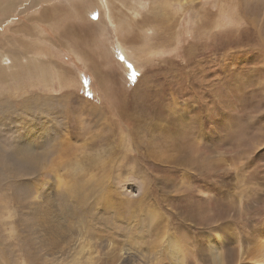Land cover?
<instances>
[{"label":"rangeland","instance_id":"374dc122","mask_svg":"<svg viewBox=\"0 0 264 264\" xmlns=\"http://www.w3.org/2000/svg\"><path fill=\"white\" fill-rule=\"evenodd\" d=\"M0 107L22 136L44 141L37 120L67 131L38 166L0 155V264H121L120 248L134 264H178L176 251L257 263L245 252L264 238V0H0ZM2 126L0 144L19 136ZM57 177L78 182L101 238L81 227L79 253L53 260L20 209L62 197Z\"/></svg>","mask_w":264,"mask_h":264},{"label":"bare ground","instance_id":"6f19581e","mask_svg":"<svg viewBox=\"0 0 264 264\" xmlns=\"http://www.w3.org/2000/svg\"><path fill=\"white\" fill-rule=\"evenodd\" d=\"M164 2V1H163ZM137 4V3H136ZM132 10V9H131ZM151 16V15H149ZM148 16V17H149ZM154 17V16H153ZM157 17V15H156ZM120 20V19H119ZM146 20H150L149 18H146ZM146 23V22H144ZM139 25V23H138ZM149 26V25H148ZM141 58V57H140ZM138 60V59H137ZM144 60V59H143ZM142 75V74H141ZM235 85V84H234ZM3 99V98H2ZM7 100V99H6ZM5 103V102H4ZM2 103V104H4ZM7 105V104H6ZM2 106V105H1ZM2 107H5L2 106ZM1 108V107H0ZM6 108V107H5ZM73 108V106L71 107ZM28 109V108H27ZM75 109V108H74ZM48 111V110H47ZM46 111V113H47ZM45 113V111H44ZM16 114V113H14ZM17 115V114H16ZM27 115V114H26ZM49 115V114H48ZM34 116V115H33ZM44 116V115H43ZM2 117V116H1ZM17 117V116H16ZM51 118V117H50ZM17 119V118H16ZM46 119V116H45ZM50 120V119H49ZM62 121V120H61ZM67 121V120H66ZM69 122V121H68ZM2 124V122H0ZM25 123V122H24ZM37 123L41 124H36L34 127H37V135L40 136H44V141L43 140H39L36 141L35 138L33 137V134L30 132H27L25 135L28 136H22L21 132L18 133L16 132L18 130L19 127H21L22 122L20 121H15V120H9L7 119V121H5L3 123V126H5L6 128L3 129L4 133H17L19 136H17L15 134L12 135V141H11V136H8V138H10V141H8V144L4 143V138H2V143L0 144V155L3 153H8L12 158H14L17 161H21V163L24 165V167H29L31 165L33 166H38L39 163V159L40 158H44L46 157V155L50 152H53L54 150H56L57 156H59L62 152H64L66 150L63 149V145L66 143V135H67V131L66 129L62 130L58 127H54V125L52 127L46 128L47 126L45 125V121H39L37 120ZM52 123V121H51ZM50 123V124H51ZM60 123V122H59ZM58 123V124H59ZM10 124L12 126H10ZM49 124V123H48ZM53 124V123H52ZM65 125V123H64ZM2 126V125H0ZM2 126V127H3ZM57 126V125H56ZM72 124H70L69 127H71ZM62 127H64L62 125ZM65 128V127H64ZM74 128V127H73ZM39 129H41V132H39ZM69 129V128H68ZM67 129V130H68ZM72 129V127H71ZM2 130V129H1ZM27 130V129H26ZM73 130V129H72ZM28 131V130H27ZM32 132V131H31ZM72 133L71 130H69V133ZM29 133V134H28ZM4 135V134H3ZM2 135V136H3ZM20 135L22 136V140L21 142L17 143L16 138L20 137ZM46 135V137H45ZM30 139V141H29ZM24 141V142H23ZM46 144V145H45ZM48 145V146H47ZM5 146H8L10 149L8 150L7 148H5ZM65 146V145H64ZM54 154V153H53ZM10 157V158H11ZM32 166V167H33ZM0 169H2V166H0ZM14 170V169H13ZM48 170V169H47ZM50 171V170H49ZM49 173V172H48ZM12 174V173H11ZM40 174V173H39ZM5 176H10V175H5ZM12 177H15L14 175H11ZM54 176V175H53ZM81 176V175H80ZM37 181V180H36ZM69 182V181H68ZM68 182H63L62 179L59 177H57L56 182H55V189L58 188H64V190L66 192H64V195L61 197L59 194H57L56 196L52 197V195L50 194L51 191L46 192L43 196L42 199H40L39 201H37L39 203V205L36 207L37 209H32L30 208V206L28 204L26 205H22L24 206V208L20 209L21 212H23L24 214H26V222L24 223L23 221V226L21 224V226L28 232V233H40V238L39 241L41 243H43L44 248L46 250V252H48L53 258V260H58V258H60L59 256L62 255H73L74 253H79V247H80V239H82V237H85L83 235V233L81 232L82 230H85L84 232L89 233V238L98 235L96 230L92 227L93 224H96L97 221H94L93 217V212L90 213L89 210H84L82 209V204L85 203L86 200V196L83 195L81 197H79L77 195L76 190H72V185H78V182H74V183H68ZM32 184V182H31ZM29 185V184H28ZM53 185V184H52ZM79 186V185H78ZM48 187V186H47ZM50 188V187H49ZM51 189V188H50ZM49 189V190H50ZM100 190V189H99ZM97 190V192L99 191ZM26 191V190H25ZM27 192V191H26ZM35 199H39V188L35 187ZM64 196H65V200H64ZM107 196L104 194H102V199L104 201H107ZM93 200V199H92ZM91 200V201H92ZM90 201V200H89ZM94 201V200H93ZM103 201V202H104ZM7 202V201H6ZM23 202V201H22ZM57 202V203H56ZM29 203V202H28ZM55 204H59L58 210L60 208V211L63 210L62 214L64 213L67 217L66 220L69 219L70 220H74L75 223L77 222L78 224V230L76 231L78 234H75L76 232H69L66 233L61 226V223H59V218H58V213L56 214V208H55ZM94 204V203H93ZM92 204V205H93ZM31 205V204H30ZM91 205V206H92ZM61 206V207H60ZM95 206V205H94ZM54 207V208H53ZM62 208V209H61ZM94 208V207H93ZM59 211V212H60ZM94 211V209H93ZM6 212H9L8 207L5 204H0V216H2L3 218L5 216H9L8 214H6ZM97 212V211H96ZM6 214V215H4ZM60 214V213H59ZM98 214V213H97ZM33 215H34V219H33ZM64 215V216H65ZM29 216L31 218V220H29ZM98 216V215H97ZM11 217V216H10ZM7 218V217H6ZM9 218V217H8ZM7 218V219H8ZM18 221V220H17ZM65 223V222H63ZM74 223V222H73ZM85 223V226L84 225ZM19 224V223H18ZM20 225V224H19ZM73 225V224H72ZM83 227L82 230H80V228ZM24 230V231H25ZM16 231L13 228L9 231V237L12 235V232ZM33 231V232H32ZM256 231V230H255ZM257 232V231H256ZM258 233V232H257ZM24 235V234H22ZM223 235V234H222ZM222 235L221 238H224ZM31 236V234L29 235ZM91 236V237H90ZM103 236V235H102ZM225 236V235H224ZM24 237V236H23ZM35 237V236H34ZM99 239L101 237H99V235L97 236ZM253 238V237H252ZM13 239V238H12ZM25 240V238H23ZM21 238L20 243H16L15 245H17L18 249L21 251H25V245H24V240ZM27 239H28V235H27ZM32 239V238H29ZM92 240V239H91ZM97 240V239H96ZM211 239H208L207 241H210ZM10 242V241H9ZM0 243H1V238H0ZM14 242H12L11 244H13ZM84 243V241H83ZM10 244V243H9ZM10 244V245H11ZM38 244V243H37ZM1 245V244H0ZM6 245V244H5ZM84 246V245H83ZM240 245L237 244L234 247V250H231V254L235 251V248H237L236 250H238V253L240 254ZM1 247V246H0ZM4 248L3 249V253H6L7 250L5 249V246H2ZM41 247V246H40ZM178 247H180V244L178 243ZM209 247V246H208ZM213 247L210 246V249H212ZM41 250H43L42 248H40ZM219 249V247H218ZM247 251L245 252L246 255H249L251 258L253 259L254 264H264V238H259L257 235L255 236V238H253V240L251 241V243L248 244V246L246 247ZM12 251V250H11ZM15 251V250H14ZM119 251L121 252L120 254V261H122L123 264H134L135 262H132V259L130 257V253L129 250H121V248L119 249ZM218 251V250H217ZM173 253V252H172ZM85 255H88L85 253ZM123 255L124 258H122L121 256ZM219 255V254H218ZM174 256H177L178 259V264H183V260L181 257V254L178 253V251L174 252ZM206 256V255H205ZM232 256V255H231ZM4 258L8 259L7 255L3 256ZM170 257H173V254H171ZM28 258V257H27ZM174 258V257H173ZM219 258V257H218ZM223 258V257H222ZM222 261V260H220ZM7 262V261H5ZM4 262V263H5ZM121 263V264H122ZM223 264H225L222 261ZM232 264V263H231Z\"/></svg>","mask_w":264,"mask_h":264}]
</instances>
